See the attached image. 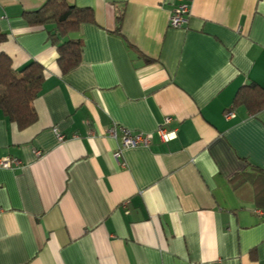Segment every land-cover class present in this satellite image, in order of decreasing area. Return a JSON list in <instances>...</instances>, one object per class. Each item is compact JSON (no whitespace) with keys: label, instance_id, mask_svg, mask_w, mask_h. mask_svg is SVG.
<instances>
[{"label":"crops","instance_id":"0c3cea01","mask_svg":"<svg viewBox=\"0 0 264 264\" xmlns=\"http://www.w3.org/2000/svg\"><path fill=\"white\" fill-rule=\"evenodd\" d=\"M46 1L0 0V54L45 71L34 124L0 110V264H264V109L233 104L264 91V0H189L181 28L178 0H65L94 22L64 75L24 18Z\"/></svg>","mask_w":264,"mask_h":264},{"label":"trees","instance_id":"16d2710c","mask_svg":"<svg viewBox=\"0 0 264 264\" xmlns=\"http://www.w3.org/2000/svg\"><path fill=\"white\" fill-rule=\"evenodd\" d=\"M24 18L33 27L53 25L50 37L58 44L56 64L62 75L78 66L82 43L71 36L81 25L94 22L90 9L70 6L65 0H47L40 9L25 13ZM3 40L0 35V43ZM44 75V68L37 63H31L16 73L10 58L0 54V110L20 130L37 120L33 103L40 93ZM233 104L234 108L243 106L250 114H257L264 109V91L254 84L245 86L238 91Z\"/></svg>","mask_w":264,"mask_h":264},{"label":"built area","instance_id":"2783aa9c","mask_svg":"<svg viewBox=\"0 0 264 264\" xmlns=\"http://www.w3.org/2000/svg\"><path fill=\"white\" fill-rule=\"evenodd\" d=\"M189 0H178V5L173 9L172 14L169 19V26L171 28H181L186 23V18L189 15L190 10ZM234 114L229 112L225 115L226 119L233 118ZM169 119L164 121V124H167ZM117 129L111 127L108 129L107 134L110 138H117ZM58 141H63L64 137L56 134ZM157 136L161 142H169L174 139V133H166L162 127H159L157 130ZM153 139L152 135H144L141 133H132L130 131L123 130L121 137V144L123 148H136L139 146H148ZM36 156H39L40 153L36 152ZM20 166V162L13 160L11 158H2L0 159V168L3 169H12L13 167Z\"/></svg>","mask_w":264,"mask_h":264}]
</instances>
